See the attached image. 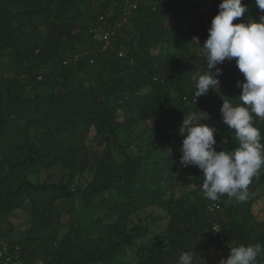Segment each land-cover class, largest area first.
Here are the masks:
<instances>
[{"label":"trees","instance_id":"obj_1","mask_svg":"<svg viewBox=\"0 0 264 264\" xmlns=\"http://www.w3.org/2000/svg\"><path fill=\"white\" fill-rule=\"evenodd\" d=\"M219 2L0 0V249L18 251L24 264H135L130 256L138 264H177L188 250L196 253L193 264H205L213 248L264 247L254 200L224 194L210 201L201 170L179 164L185 113L208 114L201 122L217 129V151L236 147L219 111L221 95L240 103L236 82L244 77L235 58L218 65L220 91L192 102L191 76L207 70L201 47ZM242 3L248 11L233 24L264 15L255 0ZM5 56L14 66L9 76L1 74ZM139 122L152 134L134 157L122 135L131 136ZM253 126L264 144V119L253 114ZM54 167L63 170L59 182L31 179ZM86 173L91 179L83 185ZM163 177L194 190L168 195ZM254 185H264V169L248 192ZM26 203L29 234L11 240L13 215ZM67 216L71 227L60 236ZM258 261L264 264V253Z\"/></svg>","mask_w":264,"mask_h":264},{"label":"clouds","instance_id":"obj_2","mask_svg":"<svg viewBox=\"0 0 264 264\" xmlns=\"http://www.w3.org/2000/svg\"><path fill=\"white\" fill-rule=\"evenodd\" d=\"M255 5L264 12V0H255ZM248 11L242 0H220L218 12L211 19L208 37L203 42L207 70L202 74L195 72L192 102L207 95L209 90L220 91L222 68L218 65L225 60L235 63L244 79L236 82L241 89L239 104L221 95L220 114L222 123L234 131L236 147L232 150L217 151L214 134L217 129L202 123L210 119L206 112L185 113L179 126L183 137L179 164L182 167L196 166L202 172V192L206 199L217 201L227 194L237 202H244L249 196L251 179L264 167V144L261 133L253 126V114L264 119V15L259 22L249 19L246 23L233 24ZM198 41V40H197ZM228 140H222L227 144ZM213 231H219L213 229ZM264 253L261 244H239L230 247V254L219 260V264H259L258 257ZM192 250L184 251L177 264H193Z\"/></svg>","mask_w":264,"mask_h":264},{"label":"rangeland","instance_id":"obj_3","mask_svg":"<svg viewBox=\"0 0 264 264\" xmlns=\"http://www.w3.org/2000/svg\"><path fill=\"white\" fill-rule=\"evenodd\" d=\"M259 22V18L257 20ZM168 23H171L168 21ZM2 66V76H9L13 74L14 66L12 63V60L5 56L2 59L1 62ZM152 134L151 127L149 124L144 122H139L138 126L133 130L132 135L128 136L125 133L122 135V142L126 143V141L130 138L129 142L131 147L129 148V151L132 152V156H140L144 154L145 149L147 148V142L149 139V136ZM97 139L95 137L92 138V141L94 142L95 146H99V142L96 141ZM143 145L142 148L139 146ZM113 158L114 161L117 163H121L124 159L123 156L118 151H113ZM264 167H262V170ZM63 175V170L59 167H54L52 169L43 171L39 174H35L34 176H31V179L34 182H47V183H57L61 180ZM91 179V175L89 173H86L82 179L81 183L83 185L87 184L88 181ZM162 182L165 184V190L168 195L172 194L175 195L177 198H183V196L189 194L191 191L194 190L193 186H190L189 188H185V185L179 184L178 186L171 185L170 182H168L167 177H163ZM248 199L254 200V206H253V212L257 219L264 220V185L263 186H252L249 190V197ZM30 204L26 203L22 209L18 212H15L13 215V222L16 225V231L12 235L11 240H18L22 237H26L29 234V227H30ZM159 213V212H158ZM166 222V221H165ZM72 219L67 216L62 220V224L60 227V236H63L71 227ZM159 239H155L153 241V244L158 243ZM230 254V249L226 250H219L217 248H213L210 251L209 258L206 260L205 264H219V260L223 258H227ZM130 260L133 261V263H137L136 258H131ZM195 264H198V258L195 260Z\"/></svg>","mask_w":264,"mask_h":264},{"label":"built area","instance_id":"obj_4","mask_svg":"<svg viewBox=\"0 0 264 264\" xmlns=\"http://www.w3.org/2000/svg\"><path fill=\"white\" fill-rule=\"evenodd\" d=\"M97 31L98 30H96L95 32H97ZM101 41H104V43H105V45L103 46L104 51L109 50V48H110L109 35L104 34ZM123 55H124L123 52H119L120 57H122ZM217 208H218V205L214 204L211 207V210L213 211L214 209H217ZM213 229L219 230V231H213ZM212 231H213L214 236H216L217 238H219L222 241L224 240L225 233L222 231V229L219 227L218 224H215L213 226ZM0 264H24V263L20 259V254L18 251H10L6 248H3V249H0Z\"/></svg>","mask_w":264,"mask_h":264}]
</instances>
